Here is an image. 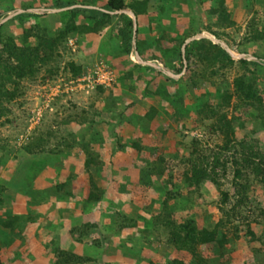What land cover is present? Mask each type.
<instances>
[{"label": "rangeland", "instance_id": "1", "mask_svg": "<svg viewBox=\"0 0 264 264\" xmlns=\"http://www.w3.org/2000/svg\"><path fill=\"white\" fill-rule=\"evenodd\" d=\"M107 1L0 0V264H264V0Z\"/></svg>", "mask_w": 264, "mask_h": 264}, {"label": "trees", "instance_id": "2", "mask_svg": "<svg viewBox=\"0 0 264 264\" xmlns=\"http://www.w3.org/2000/svg\"><path fill=\"white\" fill-rule=\"evenodd\" d=\"M107 4L110 6V8L112 10H120L122 8L125 7L124 5V2L123 0H108L107 1ZM127 25L128 26H132L133 25V21L131 19H128L127 20ZM206 43L205 44H208L209 46L211 47H218V50H219V53H220V56L221 57H224V58H231L230 54L227 52V50H225L224 48H222L221 46H219L218 44H215L213 42H211L210 40H205ZM255 63V62H254ZM192 238H191V243L192 245L195 244V241H204V240H207V236L205 237H195L196 235L195 234H191L190 235ZM211 237V236H210ZM197 238V239H196ZM212 238V237H211ZM196 239V240H195Z\"/></svg>", "mask_w": 264, "mask_h": 264}, {"label": "water", "instance_id": "3", "mask_svg": "<svg viewBox=\"0 0 264 264\" xmlns=\"http://www.w3.org/2000/svg\"><path fill=\"white\" fill-rule=\"evenodd\" d=\"M18 12H21V10H18L16 13H18ZM116 12L117 13H126V14H129L133 18V27H134V29H136L135 15H134V13L132 11L127 10V9H122V10H118ZM12 15H14V14L8 15L7 17L9 18ZM225 49L229 52V50L226 47H225ZM135 55H136V58L138 59V61L140 63H142V64H148V65L157 67L156 64L150 63L149 61H143V59H141L138 54H135ZM184 67H185V64H184Z\"/></svg>", "mask_w": 264, "mask_h": 264}, {"label": "crops", "instance_id": "4", "mask_svg": "<svg viewBox=\"0 0 264 264\" xmlns=\"http://www.w3.org/2000/svg\"><path fill=\"white\" fill-rule=\"evenodd\" d=\"M120 10H122V9H120ZM118 11V10H117ZM116 12V11H115ZM141 58V57H140ZM142 59V58H141ZM144 61V60H143Z\"/></svg>", "mask_w": 264, "mask_h": 264}, {"label": "built area", "instance_id": "5", "mask_svg": "<svg viewBox=\"0 0 264 264\" xmlns=\"http://www.w3.org/2000/svg\"><path fill=\"white\" fill-rule=\"evenodd\" d=\"M214 40V39H213Z\"/></svg>", "mask_w": 264, "mask_h": 264}]
</instances>
